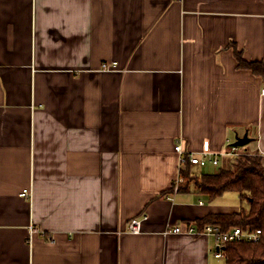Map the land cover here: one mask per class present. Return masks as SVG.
<instances>
[{
    "label": "crops",
    "instance_id": "obj_1",
    "mask_svg": "<svg viewBox=\"0 0 264 264\" xmlns=\"http://www.w3.org/2000/svg\"><path fill=\"white\" fill-rule=\"evenodd\" d=\"M236 50L264 63V0H0V264H219L167 232L242 204L169 192L178 140L264 154V78Z\"/></svg>",
    "mask_w": 264,
    "mask_h": 264
},
{
    "label": "trees",
    "instance_id": "obj_2",
    "mask_svg": "<svg viewBox=\"0 0 264 264\" xmlns=\"http://www.w3.org/2000/svg\"><path fill=\"white\" fill-rule=\"evenodd\" d=\"M236 58L240 68L249 69L264 78L263 62H249L237 50ZM231 158L229 168L217 174L196 175L191 164H188L181 173L184 182L180 185L179 193L193 192L214 202L226 193L234 192L242 204L240 212L209 214L201 219L186 221V224L199 230L207 225L219 226L223 231L233 228H241L245 232L260 230V239L256 242L227 243L225 260L226 264H264V154L246 150ZM169 193H174V186ZM245 202L248 207L243 206Z\"/></svg>",
    "mask_w": 264,
    "mask_h": 264
},
{
    "label": "built area",
    "instance_id": "obj_3",
    "mask_svg": "<svg viewBox=\"0 0 264 264\" xmlns=\"http://www.w3.org/2000/svg\"><path fill=\"white\" fill-rule=\"evenodd\" d=\"M117 68V63H104L102 69L104 71H114ZM264 95V89L262 91ZM176 151L179 154L180 161V176L175 181L174 193H179L180 185L184 182L181 172L187 169L188 164L191 166H200L204 167L210 163L214 165H219L222 156L234 157L241 155L242 152H239L238 147L232 146L228 151L222 154H212L208 152H203L201 154L188 153L184 147L182 140H178L175 146ZM23 197L32 199V191L26 189L22 193ZM201 204H203L201 202ZM148 220L147 215H142L140 217L133 218L127 227V231L131 234H141L143 232V227L145 222ZM167 233L175 234H187L193 236H207L212 238L216 242V250L214 252V257L217 259H225V246L227 243L232 242H241V241H252L256 242L260 239L261 231L257 232H245L241 228H233L229 231H223L219 226L207 225L203 230H199L196 226L189 225H179L173 230L168 231Z\"/></svg>",
    "mask_w": 264,
    "mask_h": 264
},
{
    "label": "rangeland",
    "instance_id": "obj_4",
    "mask_svg": "<svg viewBox=\"0 0 264 264\" xmlns=\"http://www.w3.org/2000/svg\"><path fill=\"white\" fill-rule=\"evenodd\" d=\"M250 147H254L255 146V141L250 143L249 144ZM247 145V146H249ZM248 149V151H252V147ZM239 149L241 151H246L244 149V147H239ZM224 158V157H223ZM232 158L231 157H226L222 160V157H221V160H220V164L219 165H214L213 163H210L208 164L207 166H204V167H200V166H197L195 167V170L197 171L196 173L194 172V174L196 175H202V174H217L219 173L222 169H227L229 168L230 166V160ZM200 198H202L201 200L209 203V200L207 197L205 196H200L198 195ZM240 199H239V196L237 193H234V192H230V193H227L225 194L224 196L218 198L213 204H216V205H223V206H234V207H239L240 206ZM244 207H248L247 205V202H245V204L243 205ZM220 261L219 264H226V260L225 259H221V260H218Z\"/></svg>",
    "mask_w": 264,
    "mask_h": 264
},
{
    "label": "water",
    "instance_id": "obj_5",
    "mask_svg": "<svg viewBox=\"0 0 264 264\" xmlns=\"http://www.w3.org/2000/svg\"><path fill=\"white\" fill-rule=\"evenodd\" d=\"M253 138L249 136V133L246 132L244 136H237L235 142L232 144L234 147H246L253 142Z\"/></svg>",
    "mask_w": 264,
    "mask_h": 264
}]
</instances>
